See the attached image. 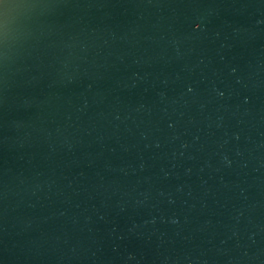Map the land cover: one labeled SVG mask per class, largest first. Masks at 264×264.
I'll use <instances>...</instances> for the list:
<instances>
[{"label":"water","instance_id":"95a60500","mask_svg":"<svg viewBox=\"0 0 264 264\" xmlns=\"http://www.w3.org/2000/svg\"><path fill=\"white\" fill-rule=\"evenodd\" d=\"M0 264H264V0H0Z\"/></svg>","mask_w":264,"mask_h":264}]
</instances>
